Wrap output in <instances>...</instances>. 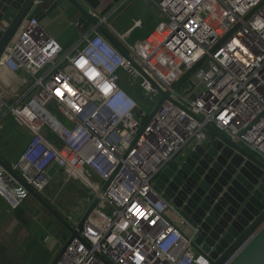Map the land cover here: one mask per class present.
Listing matches in <instances>:
<instances>
[{"label": "built area", "instance_id": "2783aa9c", "mask_svg": "<svg viewBox=\"0 0 264 264\" xmlns=\"http://www.w3.org/2000/svg\"><path fill=\"white\" fill-rule=\"evenodd\" d=\"M156 5L162 21L133 45L116 34L108 16L88 10L127 58L84 19L70 23L77 37L64 47L28 15L0 53V69L19 74L16 93L0 85V128L10 117L29 132L9 167L40 194L57 172L66 181L90 182L92 199L107 183L55 264H210L209 253L194 243L198 229L157 187L159 174L170 161L209 145L205 124L264 162V1ZM11 19L4 15L1 31ZM155 85L169 98L149 118L161 98ZM142 98L155 104L148 115ZM0 196L12 210L29 196L1 166ZM89 204L65 219L75 227Z\"/></svg>", "mask_w": 264, "mask_h": 264}, {"label": "water", "instance_id": "95a60500", "mask_svg": "<svg viewBox=\"0 0 264 264\" xmlns=\"http://www.w3.org/2000/svg\"><path fill=\"white\" fill-rule=\"evenodd\" d=\"M60 1L53 0L44 9L42 5L33 6V0H0V20L5 14H12L8 27L5 31L0 30V53L25 15L35 17L40 24L42 17L55 10ZM67 1L80 12L84 21L94 25L122 55L128 57L126 51L87 9L77 0ZM199 64L186 71L171 88L176 89ZM155 86L161 98L149 118L169 98V92H163ZM204 129L211 136L209 145L196 146L184 157L170 161L159 174L156 185L163 189L164 198L179 208L180 213L198 229L194 243L209 253L210 264H222L225 261L226 264H264V162L212 125L205 124ZM0 166L23 185L29 195L68 232L67 240L49 263L55 264L70 240L79 236L78 231L96 207L107 183L73 227L1 158ZM53 173L54 168L47 172L49 176Z\"/></svg>", "mask_w": 264, "mask_h": 264}, {"label": "crops", "instance_id": "0c3cea01", "mask_svg": "<svg viewBox=\"0 0 264 264\" xmlns=\"http://www.w3.org/2000/svg\"><path fill=\"white\" fill-rule=\"evenodd\" d=\"M77 1L87 10L108 16L107 23L116 34L132 45L146 37L163 19L156 5L157 0ZM51 2L45 1L42 8L46 9ZM78 19H83L80 12L69 1L62 0L55 10L42 17L40 25L51 37L67 47L77 37V31L70 23ZM18 80V73L0 69V85L4 83V86L11 88L9 86L15 85ZM28 135L27 129L14 119L7 118L0 128V158L9 165L26 146ZM12 147H15L14 151ZM57 178H61L59 172L52 175L50 182ZM42 194L45 195V192ZM45 197L48 200L46 195ZM39 206L43 208L29 195L18 208L12 210L0 196V264H49L67 240L68 232L51 215L62 226L63 232H57L55 241L46 245L48 249L45 247L46 255L41 259H36L37 247L44 246L43 241L46 242L48 239V237L43 238L42 230L33 226L35 223H32V214ZM18 209H21L20 216L16 212ZM66 210H62L64 214L67 213ZM44 211L47 212L45 209ZM63 213L61 214L64 216ZM33 227L36 228L35 232H33Z\"/></svg>", "mask_w": 264, "mask_h": 264}, {"label": "rangeland", "instance_id": "374dc122", "mask_svg": "<svg viewBox=\"0 0 264 264\" xmlns=\"http://www.w3.org/2000/svg\"><path fill=\"white\" fill-rule=\"evenodd\" d=\"M2 85L5 87L4 83H2ZM9 87H11L10 89L13 93H16L15 91L19 89L18 81H16L15 85H11ZM141 94H143V92H141ZM154 105L155 104L150 105L146 99L142 98L140 104L141 112L148 115ZM60 119L66 126H70V123L65 118L60 117ZM11 149L14 151L15 147H12ZM60 176L62 179L57 178L56 180L50 182L48 189L45 191V195L53 206L61 213H63L62 210L67 209L65 212L75 215L78 212L77 210H81L82 206H87L90 203L94 195V193L91 192L92 189L89 188L90 182L86 184L87 186H84L79 179L66 181L61 174ZM90 176L92 179L95 178L94 175L90 174ZM35 211L36 212L32 214V223H35L33 226L39 227V229L42 230L41 232L43 233V238L48 237L46 242L43 241V243H45L44 246L37 247V255L34 254L36 259H41L47 253L45 247L47 249L49 248L46 245L55 241L56 233H60L61 231L63 232V230L61 229L62 226H60L49 213L45 212L43 208L39 206L35 209ZM35 227H33V232L36 230Z\"/></svg>", "mask_w": 264, "mask_h": 264}, {"label": "snow or ice", "instance_id": "6c2138e0", "mask_svg": "<svg viewBox=\"0 0 264 264\" xmlns=\"http://www.w3.org/2000/svg\"><path fill=\"white\" fill-rule=\"evenodd\" d=\"M64 87L68 88V86L66 84L64 85ZM68 91L71 92V89L68 88ZM56 92H57V95L63 96V92L60 90L59 87L56 89Z\"/></svg>", "mask_w": 264, "mask_h": 264}, {"label": "trees", "instance_id": "16d2710c", "mask_svg": "<svg viewBox=\"0 0 264 264\" xmlns=\"http://www.w3.org/2000/svg\"><path fill=\"white\" fill-rule=\"evenodd\" d=\"M41 195H43L44 197H45V195L44 194H41ZM45 199H46V197H45ZM48 201V200H47ZM58 210V209H57ZM59 211V210H58ZM16 212H17V214L20 216V214H19V212H21V209H18V210H16ZM60 212V211H59ZM61 213V212H60Z\"/></svg>", "mask_w": 264, "mask_h": 264}]
</instances>
